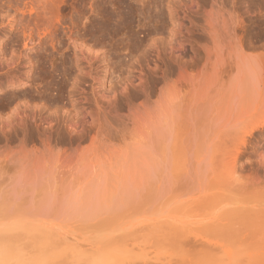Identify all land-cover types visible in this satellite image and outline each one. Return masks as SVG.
<instances>
[{"label":"rangeland","instance_id":"1","mask_svg":"<svg viewBox=\"0 0 264 264\" xmlns=\"http://www.w3.org/2000/svg\"><path fill=\"white\" fill-rule=\"evenodd\" d=\"M233 259L264 264V0H0V264Z\"/></svg>","mask_w":264,"mask_h":264},{"label":"bare ground","instance_id":"2","mask_svg":"<svg viewBox=\"0 0 264 264\" xmlns=\"http://www.w3.org/2000/svg\"><path fill=\"white\" fill-rule=\"evenodd\" d=\"M177 49H178V48H177ZM243 73H244V72H243ZM244 76H245V74H244ZM71 125H72V124H71ZM6 126H7V125H6ZM74 127H75V126H74ZM1 129H2V128H1ZM84 168H85V165H84ZM87 168H88V167H87ZM87 168H85L84 170L82 169V170L85 172V170H87ZM80 171H81V169H80ZM87 171H88V170H87ZM87 171H86V172H87ZM86 172H85V173H86ZM90 172H91V171H90ZM90 172H89V173H90ZM85 173H84V174H85ZM87 173H88V172H87ZM90 174H91V173H90ZM81 175H82V174H81ZM82 176H83L84 179H85V176H84V175H82ZM86 178H87V177H86ZM86 184H87V183H86ZM85 186H86V185H85ZM81 197H82V195H81ZM68 203H69V202H68ZM228 222H229V221H228ZM230 222H231V221H230ZM233 222H235V221H233ZM233 222H232L231 224L234 225L236 222H235V223H233ZM238 223H239V222H238ZM228 224L230 225V223H228ZM229 225H227V226H229ZM241 225H242V224H240V225L237 224L236 226H232V225H231V227L229 226L228 228H227V226H226V228L223 229V230H226V229L228 230V231L226 230V231H227V237H232V236H233V238L231 239L232 242H233V241H234V242H238V241H240V237H241V236L239 237V235H238L236 232L240 229V226H241ZM222 234H223V233H222ZM224 236H225V232H224ZM67 241H68V240H67ZM72 241H73V240H72ZM69 242H70V241H69ZM188 242H189V241H188ZM191 242H192V241H191ZM191 242H190V243H191ZM195 242H196V241H195ZM192 244H193V243H192ZM194 244H195V243H194ZM197 244H198V243H197ZM202 244H203V243H202ZM204 245H205V244H204ZM206 245H207V244H206ZM69 246H70V245H69ZM195 246H196V244H195ZM208 246H209V245H208ZM208 246H207V247H208ZM212 246H213V245H212ZM212 246H210V247H212ZM210 247H209V248H210ZM205 248H206V247H205ZM205 248H204V249H205ZM223 248H224V247H223ZM202 249H203V248H202ZM204 249H203V250H204ZM207 249H208V248H207ZM211 249H213V247H212ZM206 251H209V253H210L211 250L208 249V250H206ZM206 251H205V252H206ZM205 252H204V253H205ZM211 252H212V251H211ZM201 253H202V252H201ZM209 253L207 252V254H209ZM237 262H238V261H236V260L233 259L232 262H230V264H231V263H232V264H237ZM228 264H229V263H228Z\"/></svg>","mask_w":264,"mask_h":264}]
</instances>
